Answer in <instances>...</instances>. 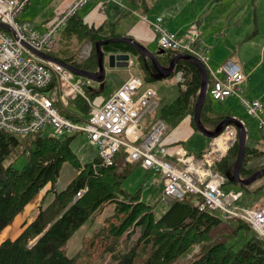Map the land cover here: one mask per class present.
Segmentation results:
<instances>
[{
  "label": "trees",
  "instance_id": "trees-1",
  "mask_svg": "<svg viewBox=\"0 0 264 264\" xmlns=\"http://www.w3.org/2000/svg\"><path fill=\"white\" fill-rule=\"evenodd\" d=\"M127 1L133 5L146 2ZM100 30V27L88 26L75 12L59 31V46L50 57L89 73L96 72L98 57L95 44L108 39L99 35ZM113 37L115 35L109 38ZM86 42L92 44L90 55L78 62L75 48ZM101 49L131 53L145 82L157 79L151 59H145L129 44L109 42ZM165 52L164 56L156 59L162 66H167L173 57L171 52ZM174 70V75H181L175 99L158 107V117L155 112L151 118L164 121L169 128L177 126L184 117L193 116L201 84L195 63L179 59ZM85 94L91 101L96 100L95 88H87ZM212 106L213 101L207 94L199 112V121L209 129H214L227 117V114L215 112ZM54 107L75 123L86 121L90 114L89 105L80 96L73 97L65 107L56 101ZM74 136L57 138L44 134L22 136L0 132V233L38 194H52V199L45 207H39L30 223L20 224L15 238L0 240V264H52L54 257L65 254L67 243L75 232L108 204L114 205L113 217L117 223L109 224L104 237L111 242L106 248L112 255L111 264H175L182 259L191 260L189 264H264V241L246 223L238 219L227 221L220 217L218 211L200 210L202 197L189 193L180 199L164 201L166 210L155 216L153 206L143 202L139 193L131 194L122 189V180L131 166L138 164L126 163L122 151L114 156L111 165L102 163L97 154L90 161L82 162L70 145ZM237 151L236 143L222 162L221 168L229 169L228 177L232 176L231 167ZM19 154L26 158L21 169L12 164V159ZM258 154L245 143L240 178L246 179L264 168V163L257 168L247 166ZM64 163H69L77 174L63 190L57 191L56 183ZM225 184L234 183L228 179ZM77 193L80 196L76 197ZM234 223L236 228L231 227ZM239 230L247 235L245 241L235 238ZM135 231L139 235L135 244L119 252L120 239L125 235L127 240ZM126 240L122 249L126 247Z\"/></svg>",
  "mask_w": 264,
  "mask_h": 264
},
{
  "label": "built area",
  "instance_id": "built-area-1",
  "mask_svg": "<svg viewBox=\"0 0 264 264\" xmlns=\"http://www.w3.org/2000/svg\"><path fill=\"white\" fill-rule=\"evenodd\" d=\"M28 1L0 0V132L27 136L42 134L50 128L54 133L85 134L97 148L102 163L111 165L114 156L122 151L126 163L138 164L160 175L162 200L197 194L202 197L200 210L218 211L227 221L241 220L264 241V207L239 208L236 203L240 193L222 191L227 176L221 165L237 143L236 127L231 123L224 126L219 135L209 139L206 151L198 156L181 145L167 149L162 145L167 132L164 121L154 118L146 131L142 128L143 118L153 116L159 105L156 91L151 87H145L136 95L142 87L140 77L130 72L120 88L98 104L85 94L92 84L90 79L76 76L60 63L37 55L50 57L54 53L66 19L88 0H76L66 15L41 35L34 32L28 22L17 19ZM102 1L122 5L121 0ZM151 25L158 48L173 56L186 54L198 60L209 76L206 89L211 100L238 98L264 138V108L258 100L244 96L248 83L241 67L226 62L217 70H210L201 44L202 32L195 24L186 29L185 41L163 28L159 17ZM91 49L92 44L86 42L78 59L88 58ZM132 65L129 61V67ZM75 96L82 97L90 107L88 119L82 123L72 122L54 107L56 101L67 106ZM78 196L80 193L76 194Z\"/></svg>",
  "mask_w": 264,
  "mask_h": 264
},
{
  "label": "rangeland",
  "instance_id": "rangeland-1",
  "mask_svg": "<svg viewBox=\"0 0 264 264\" xmlns=\"http://www.w3.org/2000/svg\"><path fill=\"white\" fill-rule=\"evenodd\" d=\"M210 1L211 0H209L208 3ZM73 2L74 0H30L19 18L20 20L22 19L29 22L33 26L34 31L41 35L46 32L50 26L57 22L60 17L66 15L67 9L70 7V5L65 9H62V7ZM121 2L125 8H132L133 4L129 1L121 0ZM176 2L177 0H160L159 3L160 6L168 7L166 8L165 12V22L168 24V27L171 31H174V28H177L180 24H183L194 17L191 15V7L188 4L178 6L174 5L171 7ZM206 3L207 1L205 0H195V10L198 11L200 7L204 8ZM82 6L83 4L77 7L75 10L76 13L86 20L87 18L85 17V12L87 6ZM49 13H54V17L51 18V15L48 16V18L52 20L49 21L45 29H43L40 25ZM83 45L84 43L78 45L75 48V52H77L76 60H78V62L83 61L78 59ZM58 46L59 35L55 51L57 50ZM149 49H152V46H149ZM113 69L114 68H111V70H109L107 73L105 72L106 83L103 85L102 90H99L98 85L97 95L100 98L108 99L111 96V93L117 88L119 82L126 76L124 75L123 71H114ZM175 84L176 79L174 76L168 77L161 81L151 82L152 87L157 90L159 97H161V104L159 108L172 102V99H174L176 95ZM93 102L96 103V100ZM212 107L213 110L218 113L229 112L230 114H235L237 118L244 122L247 131V137H249L250 143L255 144L257 141H259L260 135L255 127V120L250 114H248V112L238 100L235 98H230L220 103L214 101ZM156 113V117H158L159 111H156ZM191 126L192 125L184 126L183 122H179L174 128H169L167 126V131L171 133L169 134L168 138L164 140V142L167 143L166 146L168 148L173 146L174 143L172 142L175 141L173 139L176 138V141H179L177 143L179 145L185 146L189 152L197 154L201 151H204L209 140L200 135V133L195 131ZM189 129H191L190 133L187 134ZM52 133L53 131L50 128H47L42 132L44 135H52ZM70 145L75 152V155L83 162L89 161V159L91 160L93 155L97 154V148L92 143H90L88 137L85 134L75 135ZM25 160V155L19 154L18 156H15L14 159H12V164L17 169H21L25 163ZM259 163L260 161L257 163H250L249 161L247 166L249 168H257ZM76 174L77 171L69 163H64L57 179L56 190H63L66 185L76 176ZM263 180L264 177L256 180L253 184L246 187H240L235 184H225L222 188V191L224 194L230 190H235L240 193L239 200L236 203L239 208L249 209L256 206L264 207ZM121 185L122 189L128 193H139V196L143 202L153 206L155 216L160 215L161 212L166 210L167 203L162 200L161 195V177L153 171H146L139 165H133L131 166L130 172H128L125 178L122 180ZM48 189L49 186H47V190ZM51 197V193H47L45 196L44 192L38 194L21 213L17 214L13 222L1 231L0 240L7 237L11 238L13 234L16 235L17 232L20 231V224H22V222H26L27 224L30 223L38 212L39 207H45ZM113 215L114 205H105L104 208H102L92 220L88 221L84 226L75 232L73 237L67 243L65 254L63 256L54 257L51 261L52 264H111L112 255L106 250L108 244L110 245L111 242L107 239H104V237L109 224H117ZM231 227L236 228L235 223L232 224ZM100 230L101 233L99 232ZM138 236V231H135L134 235L127 238V240L124 235L120 239L121 243L118 245V250H121L119 252H124L126 249L133 246ZM96 237L97 239H95ZM235 238L245 241L247 239V235H245L242 230H239ZM125 240L127 241L126 247L122 249ZM190 261L191 260L189 259H182L181 261H177L175 264H189Z\"/></svg>",
  "mask_w": 264,
  "mask_h": 264
},
{
  "label": "crops",
  "instance_id": "crops-1",
  "mask_svg": "<svg viewBox=\"0 0 264 264\" xmlns=\"http://www.w3.org/2000/svg\"><path fill=\"white\" fill-rule=\"evenodd\" d=\"M205 1H207V3L204 8L200 7V9L196 11L194 7L195 0H177V2L171 7H173L174 5L178 6L188 4L191 7V15L194 17L189 19L187 22L180 24L177 28H174V31H171L168 27V24L165 22V12L166 8L168 7L160 6V0H146L144 4L137 3L132 5V8L129 9L125 8L123 4L119 5L113 2L103 4L102 0H88L83 4V6H87L85 12V17L87 19L84 20L82 16H80L78 13L77 14L84 20V22L88 26L94 28L100 27L101 30L99 35L102 38H109L111 35H115V37L131 38L134 42L142 45L151 54H155V59L161 58L166 53L165 51L161 54L157 53V51L160 49L156 44V35L151 25V23L155 22L156 18H161L163 28H165L168 32L175 34L182 41H185L184 34L186 29L190 25L195 24L202 32L201 44L203 45L208 57L207 67L210 70L215 71L226 62L238 64L241 67V70L245 75L246 81L248 83L247 93L244 96L248 99L258 100L264 108V0H211L209 3V0ZM28 2H30V0ZM75 2L76 0H74L73 3L64 5L62 9H65L70 5V7L67 9L68 11ZM49 15H51V18L54 17V13H49L47 15V17L42 21V24L40 25L43 29H45L48 22L52 20L48 18ZM19 16L17 19L19 21H24L22 19L20 20ZM30 27L34 31L31 24ZM149 46H152V49H149ZM143 56L145 59H151L147 55ZM132 61H134V59H132ZM113 68L114 71H123L124 75L126 76L119 82L117 88L111 93V95H113L120 88V86L126 81L129 73L131 72L133 73V75H139L138 77H140L142 80V87L137 91L136 95H139L145 87H151L156 91L155 98L158 102V105L160 106L161 97H159L157 90L152 87L151 83L145 82V80L143 79V74L141 73L137 64L135 65L134 63L131 67L128 68ZM109 70H111V68H109L106 63H104V71L107 73ZM92 74L93 76H99L98 71ZM172 76H174L176 79V86L180 81L181 75H174L173 73ZM207 78L209 79L208 74ZM161 80L163 79L157 78L155 81ZM105 83L106 80L104 76L103 84ZM89 88H95L97 92L98 84L92 81V84L88 87V89ZM95 98L96 103L100 104L107 100L104 98H100L98 95ZM230 98L234 97H228L220 102L226 101ZM174 99H172V101ZM235 99L239 101L238 98ZM222 114H227V116L237 118L233 113L230 114L229 112H227ZM151 118L152 116H145L143 118L142 128L144 131L148 129L149 124L152 121ZM237 119L240 120L243 125H245L241 119ZM181 122L184 123V126L192 125L191 127H193L195 131H197L195 126L193 125L194 122L191 116L184 117ZM190 130L191 129H189V132H187V134L190 133ZM206 130L212 129L207 128ZM170 133L171 132L167 131L162 139V145L167 149H170L172 146L168 148L166 146L167 143H165L164 140L168 138ZM259 135L260 139L255 144L250 143L249 137H247V135L245 142L249 148L255 149L259 152L258 156L254 157L250 161V163H257L258 161H260L258 166L264 163V154L260 153L264 152V138L260 133ZM173 140H175L172 142L174 143V145H179L177 143L179 141H176V138ZM183 147L188 151L185 146ZM206 149L204 151H206ZM204 151H201L197 154L189 151L188 152L198 156ZM93 156H96V154ZM18 233L19 232H17L16 235L13 234L11 238H7L13 239L18 235Z\"/></svg>",
  "mask_w": 264,
  "mask_h": 264
},
{
  "label": "water",
  "instance_id": "water-1",
  "mask_svg": "<svg viewBox=\"0 0 264 264\" xmlns=\"http://www.w3.org/2000/svg\"><path fill=\"white\" fill-rule=\"evenodd\" d=\"M1 27V25H0ZM109 42H123L126 44H129L131 47L137 50L138 53L144 54L149 56L152 59V62L154 63V69L157 74L158 79H165L169 76H171L174 73L175 64L179 59H186L196 64L200 77H201V84H200V90L198 95V100L195 104V110L192 116L194 126L196 130L205 138L211 139L216 137L220 134L221 130L224 126L231 123L233 124L237 129V156L234 165L231 167L232 169V176L228 177V171L226 172V176L228 177L229 181L231 183H234L238 186H248L255 182L257 179L264 176V168L257 170L254 172L250 177L246 179H242L239 176V171L243 163L244 155H245V142H246V129L243 125V123L238 120L237 118H234L232 116L225 117L212 131L206 130L199 121V112L201 110V107L203 105L204 99L207 96V72L204 68V66L193 57L186 55V54H177L174 55L170 60L167 66L160 65L156 59L155 54H151L147 49H145L142 45L134 42L131 38L128 37H113L108 38L104 40H100L95 44V50L97 52V71L99 76H93L92 73H89L87 71H84L82 69H79L76 66L70 65V64H64L62 62L56 61L52 59L51 57L39 54V56L44 60H51L60 63L63 65L66 69H68L71 73H73L76 76L83 77L86 79H90L93 82L97 83L99 85V90H102L103 88V80L105 76L104 71V63L107 64L109 68L118 67V68H127L129 66L130 59L136 60L135 56L131 53H117V52H106L101 49V46L104 44H107ZM164 50L160 49L157 51V53H163ZM229 170V169H228Z\"/></svg>",
  "mask_w": 264,
  "mask_h": 264
},
{
  "label": "bare ground",
  "instance_id": "bare-ground-1",
  "mask_svg": "<svg viewBox=\"0 0 264 264\" xmlns=\"http://www.w3.org/2000/svg\"><path fill=\"white\" fill-rule=\"evenodd\" d=\"M38 56H39V53L37 54ZM144 55V54H143ZM40 57V56H39ZM41 58V57H40ZM66 135H69V134H67V133H64V132H61V133H54L53 132V136H55V137H61V136H66ZM69 136H71V135H69Z\"/></svg>",
  "mask_w": 264,
  "mask_h": 264
}]
</instances>
